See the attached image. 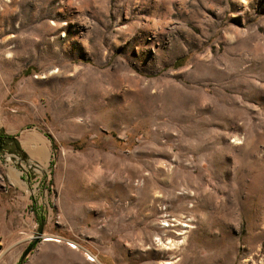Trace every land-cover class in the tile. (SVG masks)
Returning a JSON list of instances; mask_svg holds the SVG:
<instances>
[{"label":"rangeland","instance_id":"1","mask_svg":"<svg viewBox=\"0 0 264 264\" xmlns=\"http://www.w3.org/2000/svg\"><path fill=\"white\" fill-rule=\"evenodd\" d=\"M0 133V264H264V0H0Z\"/></svg>","mask_w":264,"mask_h":264},{"label":"crops","instance_id":"2","mask_svg":"<svg viewBox=\"0 0 264 264\" xmlns=\"http://www.w3.org/2000/svg\"><path fill=\"white\" fill-rule=\"evenodd\" d=\"M20 146L23 152H26L27 154L29 153L31 156L38 155L39 153L38 148L43 149V150L46 149L47 155L49 151L48 144L45 141H43V139L38 137L37 135L25 136L24 139L21 141Z\"/></svg>","mask_w":264,"mask_h":264},{"label":"water","instance_id":"3","mask_svg":"<svg viewBox=\"0 0 264 264\" xmlns=\"http://www.w3.org/2000/svg\"><path fill=\"white\" fill-rule=\"evenodd\" d=\"M6 140H9L11 142H13L14 146L16 149L19 148L18 143L16 141L15 137H11V136H6L5 137ZM42 234V224L39 226L38 231H37V237L35 238V240H33L28 247H26V249L23 251L20 260L22 261L27 255L28 253L32 250L33 246L35 245V243L37 242V240L39 239L40 235Z\"/></svg>","mask_w":264,"mask_h":264},{"label":"flooded vegetation","instance_id":"4","mask_svg":"<svg viewBox=\"0 0 264 264\" xmlns=\"http://www.w3.org/2000/svg\"><path fill=\"white\" fill-rule=\"evenodd\" d=\"M5 135L0 133V147H5L7 144H11V141L5 139ZM15 147V146H14Z\"/></svg>","mask_w":264,"mask_h":264},{"label":"bare ground","instance_id":"5","mask_svg":"<svg viewBox=\"0 0 264 264\" xmlns=\"http://www.w3.org/2000/svg\"><path fill=\"white\" fill-rule=\"evenodd\" d=\"M40 150H41V149H40ZM40 153H41V152H40ZM44 236H45V235H44ZM45 238H46L47 240H50V239H49L50 237H48V235H46V237H45Z\"/></svg>","mask_w":264,"mask_h":264}]
</instances>
